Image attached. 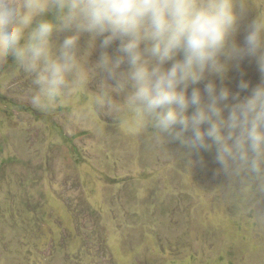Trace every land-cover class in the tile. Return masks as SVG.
I'll return each mask as SVG.
<instances>
[{"label": "rangeland", "instance_id": "374dc122", "mask_svg": "<svg viewBox=\"0 0 264 264\" xmlns=\"http://www.w3.org/2000/svg\"><path fill=\"white\" fill-rule=\"evenodd\" d=\"M248 4L241 44L264 12V0ZM75 36L89 81L48 110L31 103L33 78L0 62V264H264V192L218 174L214 150L165 145L123 123L126 111L97 107L99 40L91 48L70 27L54 44ZM241 79L260 82L254 61L232 66L224 86L238 92Z\"/></svg>", "mask_w": 264, "mask_h": 264}, {"label": "clouds", "instance_id": "9594fccd", "mask_svg": "<svg viewBox=\"0 0 264 264\" xmlns=\"http://www.w3.org/2000/svg\"><path fill=\"white\" fill-rule=\"evenodd\" d=\"M53 9L59 15L50 19ZM249 10L248 0H0V62L11 59L33 78L34 107L53 108L90 78L78 36L54 44L57 32L75 27L91 48L99 40L94 70L105 83L92 96L97 107L126 111L123 123L152 129L165 145L214 150L218 174L264 192V12L242 44L236 38ZM244 60L261 80L241 79L233 92L224 81Z\"/></svg>", "mask_w": 264, "mask_h": 264}]
</instances>
